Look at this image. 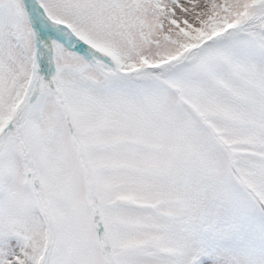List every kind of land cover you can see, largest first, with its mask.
<instances>
[{"label": "snow or ice", "instance_id": "6c2138e0", "mask_svg": "<svg viewBox=\"0 0 264 264\" xmlns=\"http://www.w3.org/2000/svg\"><path fill=\"white\" fill-rule=\"evenodd\" d=\"M0 264H264V0H0Z\"/></svg>", "mask_w": 264, "mask_h": 264}]
</instances>
